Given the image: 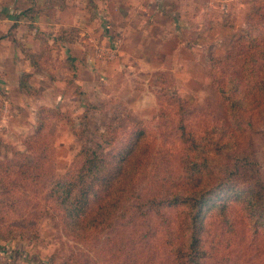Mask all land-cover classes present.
Instances as JSON below:
<instances>
[{"label":"rangeland","instance_id":"374dc122","mask_svg":"<svg viewBox=\"0 0 264 264\" xmlns=\"http://www.w3.org/2000/svg\"><path fill=\"white\" fill-rule=\"evenodd\" d=\"M96 2L103 8L109 0ZM93 3L85 0L88 9L94 8ZM162 3L165 10L186 12L193 29L182 27L183 40L165 45L153 59L144 57L146 63L136 74L121 75L119 71L112 80L104 78L105 72L95 76L78 51L65 49V40L76 38L74 31L65 34V18L58 20L57 27L52 25V31L48 30L51 26H38L34 32L39 51L32 57L36 65L30 70L23 65L18 81L4 82L19 87L13 96L15 103L7 104L8 97L0 103V160L4 165L11 163L12 171L17 172L22 162L33 171L35 162L43 157L45 163L50 156L46 166L57 175H66L76 170L80 156H91L84 151L113 156L133 142L137 128L143 126L140 144L145 152L140 148V155L147 156L148 165L138 187L142 199L137 203L150 193L193 188L181 183L185 159L204 162L203 158H209L208 166L218 171L225 162L236 160L235 156H249L264 177L263 73H258V66L257 73H251L253 63L244 68L243 59L248 46L243 32L264 33V0ZM56 6L65 13V0H56ZM26 48L22 47L23 59L30 62L31 52ZM171 51L173 56L164 55ZM167 62L173 64L174 73L162 72ZM149 63H156V73H151ZM43 105L59 113L37 132ZM8 175L0 166V178ZM22 176L9 175L21 196L20 214L17 221L0 224V264H134L127 261L135 253L128 255L116 248L107 257L108 236L115 235L117 229L92 240L75 237L53 206L47 205L46 177L31 182ZM223 176L208 185H214L215 190L208 195L204 209L213 210L203 228V250L198 249L197 254L206 252L207 256L203 254L200 262L264 264V201L251 207L238 195L251 181ZM220 184L224 187L218 188ZM5 188L0 179V199ZM229 199L227 212H218L217 206ZM182 210L181 205L154 209L155 214L150 209L152 216L146 223L121 230L122 237L145 236L136 246L139 262L177 264L169 242H179L175 234ZM17 222L21 224L11 227ZM116 234L120 238V233Z\"/></svg>","mask_w":264,"mask_h":264},{"label":"trees","instance_id":"16d2710c","mask_svg":"<svg viewBox=\"0 0 264 264\" xmlns=\"http://www.w3.org/2000/svg\"><path fill=\"white\" fill-rule=\"evenodd\" d=\"M262 20L264 27V16ZM243 34L246 41H248L247 50L244 51L243 56L244 68H247L248 63H253L254 66H252L250 72L256 74L255 66H258L260 69L258 73H263L260 82L263 81L264 85V33L255 36L246 31ZM241 37L242 35L239 39ZM35 55L34 53L29 55L32 65H36L32 58ZM39 113L37 132H41L43 126L47 127L49 123L47 119L50 118V121L51 116L54 117L59 112L43 105ZM144 134L143 126H139L135 134V140L128 144L126 148L117 151L113 156H98L96 152L89 149L84 151L85 154L91 152V156H80L76 170L66 175H57L50 166H46L50 156L45 163H43V157L41 161L35 162V167L32 166L33 171L27 169L22 162L17 172L12 171L13 166L11 163L4 165V161L0 160V166L3 165L4 171H8L9 175L10 173L11 175L15 174L16 179L23 175L24 180L29 179L34 182L45 176L49 186L46 190L49 198L47 205L53 206V211H57L64 222L65 228L75 237L84 241L92 240L101 238L107 231L117 229L120 238L116 234L118 232L113 236H108L111 245L106 254L109 257L113 248H116L117 252L122 251V253L128 255L130 252L135 253L134 258L131 257L130 262L127 261V263L135 264L137 262L136 258H138L137 263L142 264L141 261L139 262L141 255L136 246L145 236H123L125 237L123 238L121 230L146 223L147 217L152 216L150 209L154 213V209L159 211L181 205L184 210L181 211V218L175 234V240L177 239L179 242L176 243L172 240L169 242L172 245L173 255L177 264H201V257L203 254L207 256V253L203 252L200 255L197 253L198 249L203 250V228L207 223L208 213L213 210L206 211L204 208L208 195L215 190L214 185H208L212 183L213 179H216V182L219 181L218 175H224L225 179L235 177L237 180L251 181L250 187L244 193H238V195L246 200L245 202L251 207H254L258 202L264 201V177L255 167V163L250 161L249 156H235L234 159L236 160L225 162L218 171L208 166V161H211L209 158H203L204 162L186 161L185 159L186 174L182 177L181 183L192 185L193 188L150 193V196L144 202L137 203V200L142 199L138 187L142 183L143 178L141 176L144 175L148 165L147 156L140 155V148L142 152H145V149H142L144 146L140 144ZM29 162H33V160L31 159ZM9 175L8 178H0L6 186L0 199V224H5L8 221L15 222L20 214L19 200L21 196L19 189L13 186V179L9 178ZM221 187H224V185L220 184L218 186V188ZM229 200L222 206H217L218 212H227L231 206V199ZM143 204H145L144 207H142ZM210 207L211 205L207 209ZM262 209L264 210V207ZM202 212L203 214H201ZM30 213L32 214V212ZM204 215L205 219L203 218ZM200 222L201 230L198 231ZM17 223L12 224L11 227L21 224ZM126 260L125 257L124 263Z\"/></svg>","mask_w":264,"mask_h":264},{"label":"crops","instance_id":"0c3cea01","mask_svg":"<svg viewBox=\"0 0 264 264\" xmlns=\"http://www.w3.org/2000/svg\"><path fill=\"white\" fill-rule=\"evenodd\" d=\"M93 1L94 8L88 9L85 0H65L64 13L56 0H0V103L4 97H8L7 104L15 103L13 96L19 87L4 82L18 81L23 65L26 70L32 68V62L23 59L22 47L31 53L39 51L34 32L38 26H51L48 30L52 31V25L57 27L58 20L65 18V34L76 33L73 42L65 40V49L78 51L95 76L105 72L104 78L109 80L119 71L121 75L136 74L146 63L144 57L153 59L165 45L182 41V27L193 29L186 12L165 10L160 7L163 0H109L103 8ZM164 55L173 56V52ZM149 64L151 73H156V63ZM161 69L175 72L168 62Z\"/></svg>","mask_w":264,"mask_h":264}]
</instances>
